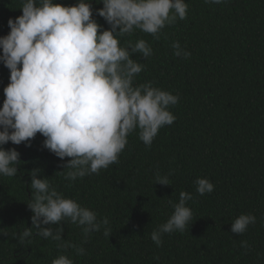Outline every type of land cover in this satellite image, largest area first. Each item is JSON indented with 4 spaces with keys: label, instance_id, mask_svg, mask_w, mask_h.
<instances>
[{
    "label": "trees",
    "instance_id": "16d2710c",
    "mask_svg": "<svg viewBox=\"0 0 264 264\" xmlns=\"http://www.w3.org/2000/svg\"><path fill=\"white\" fill-rule=\"evenodd\" d=\"M184 2L186 19L166 25L158 39L140 30L118 38L122 47L144 39L152 48L147 58L131 57L143 65L134 87L151 82L179 96L168 109L174 123L161 127L150 147L136 129L117 163L68 181L64 165L71 158L61 160L44 148L40 133L27 142L30 146L10 141L2 146L15 148L20 162L15 176L0 175V264H52L60 255L74 264H264V0ZM54 3L69 6L77 0ZM91 4L100 31L109 29L96 14L102 2ZM20 8L21 0H0V37L10 32L8 20L22 15ZM173 42L191 55H174ZM9 76L0 63V107ZM34 169L37 178L96 212L98 221L108 219L87 242L70 222L41 225L54 234L63 227L62 239L85 249L83 255L38 235L27 206ZM157 171L170 185L155 183ZM197 178L212 182L214 191L199 195ZM181 191L192 196L186 201L192 219L183 232L163 234L157 247L151 233L171 216ZM241 214H253L256 222L243 234L232 233L231 223ZM26 229L31 235L21 243Z\"/></svg>",
    "mask_w": 264,
    "mask_h": 264
},
{
    "label": "clouds",
    "instance_id": "9594fccd",
    "mask_svg": "<svg viewBox=\"0 0 264 264\" xmlns=\"http://www.w3.org/2000/svg\"><path fill=\"white\" fill-rule=\"evenodd\" d=\"M103 7L96 14L110 25L100 31L93 17L91 0H77L75 5H61L54 0H21L22 15L8 20L10 32L0 37V63L10 70L9 83L4 88L5 99L0 107V175L13 177L17 173L20 153L2 146L9 141L30 146L40 133L43 147L63 160L69 169L65 179L75 181L86 175L99 174L101 169L118 162L125 149L129 133L139 129V139L150 147L158 131L172 125L176 117L168 110L176 105L178 95L154 87L151 82L133 86L143 65L132 59L136 53L144 58L152 55L151 46L139 39L121 46L119 39L135 30L158 33L166 25L184 20L188 4L184 0H99ZM226 0H205L206 4H221ZM174 55L188 58L191 53L173 42ZM39 169L31 175L32 198L27 204L38 235L60 242V248H75L78 255L85 249L62 239L63 227H41L70 222L81 228L84 242L101 224L97 213L66 198L51 186L49 180L37 178ZM155 183L170 185L167 176L157 171ZM199 195L214 191L206 178L195 180ZM190 193L180 192L179 202L172 205L168 220L151 233L157 247L162 235L183 232L193 213L186 206ZM253 214H241L231 223V232L243 234L255 224ZM31 229V228H28ZM26 229L20 237H29ZM111 229L105 227L104 235ZM247 248V242H241ZM52 264H74L60 255Z\"/></svg>",
    "mask_w": 264,
    "mask_h": 264
}]
</instances>
